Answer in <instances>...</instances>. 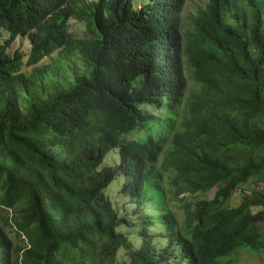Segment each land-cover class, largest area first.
<instances>
[{
	"label": "trees",
	"instance_id": "1",
	"mask_svg": "<svg viewBox=\"0 0 264 264\" xmlns=\"http://www.w3.org/2000/svg\"><path fill=\"white\" fill-rule=\"evenodd\" d=\"M187 1L0 0V264L264 250V0H203L184 19ZM58 52L71 62L40 65ZM119 177L124 215L105 192Z\"/></svg>",
	"mask_w": 264,
	"mask_h": 264
},
{
	"label": "rangeland",
	"instance_id": "2",
	"mask_svg": "<svg viewBox=\"0 0 264 264\" xmlns=\"http://www.w3.org/2000/svg\"><path fill=\"white\" fill-rule=\"evenodd\" d=\"M137 7L141 6L140 0H133ZM203 0H188L183 13V18L187 19L190 14L195 13V10L201 5ZM70 32L77 37H83L86 34L84 29V24L78 20H72L70 22ZM20 50L24 55L28 53L30 50L29 40L26 37H18L14 44L11 46L10 51L16 52ZM56 62L64 63L71 62L70 58L66 56L62 52L55 53L51 57L45 59L40 65L47 64H55ZM77 68L80 70L83 68L82 65H78ZM34 68H28L26 71H32ZM187 78L189 80L188 84L192 85V80L190 79L187 71ZM119 163V151L118 149L113 150L105 159L103 166H115ZM122 177H119L115 182H113L107 189L106 195L113 203L114 208L119 211L122 215H124L128 210L132 211L136 210L134 205H129L127 202V198L121 193V185H122ZM262 186V185H261ZM256 185L250 183L246 187H244L241 193L237 192L233 198V206L240 203L243 193H249L255 188ZM263 187V186H262ZM215 194V190L209 194V197H213ZM154 204V199L151 195H149L139 206L137 210H142L146 207H150V205ZM134 211V210H133ZM120 231H124L125 228L122 227L119 229ZM12 237L15 239L17 245L22 246V242L16 238L15 234L12 233ZM264 263V250L261 251H250L249 253H242L239 257L238 264H263Z\"/></svg>",
	"mask_w": 264,
	"mask_h": 264
}]
</instances>
